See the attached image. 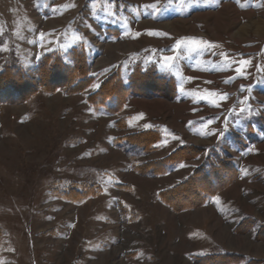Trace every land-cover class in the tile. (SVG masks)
I'll list each match as a JSON object with an SVG mask.
<instances>
[{"label": "rangeland", "instance_id": "rangeland-1", "mask_svg": "<svg viewBox=\"0 0 264 264\" xmlns=\"http://www.w3.org/2000/svg\"><path fill=\"white\" fill-rule=\"evenodd\" d=\"M75 34L84 42L73 44ZM78 47L94 85L118 69L128 83L140 67L175 79L178 97L135 96L108 113L87 100L98 88L35 83L0 103V264H203L212 254L264 264V0H0V71L21 67L35 81L45 55L71 65ZM152 129L162 136L154 151L118 141ZM186 144L206 151L167 174L143 173ZM214 149L237 180L194 209L160 199L216 162ZM72 188L96 193L71 199ZM245 218L255 226L242 228Z\"/></svg>", "mask_w": 264, "mask_h": 264}, {"label": "trees", "instance_id": "trees-1", "mask_svg": "<svg viewBox=\"0 0 264 264\" xmlns=\"http://www.w3.org/2000/svg\"><path fill=\"white\" fill-rule=\"evenodd\" d=\"M70 58L71 65L66 64L60 53L45 55L38 66L36 72L38 79L35 81L23 68L5 66L0 71V103L9 102L14 98L19 101L26 96V90L31 89L35 83L50 92L53 89H62L71 94L87 91L94 85L96 78L91 74V64L86 50L83 47L74 48ZM11 93L16 97H10ZM178 93L179 88L175 79L161 76L152 69L144 71L139 67L132 72L128 83L124 80L121 69L111 73L87 100L95 108L104 109L108 113H117L125 107L130 98L135 96H164L174 100L178 97ZM161 138V133L152 129L127 135L118 141L124 145H135L144 152H150L155 150V145ZM203 151H206V148L186 144L161 162H151L147 166H142L143 173L148 174L149 169H152L154 175L167 174L180 164L198 158ZM217 151L212 150L216 162L208 157L186 180L160 192V199L175 211L194 209L206 204L220 190L237 180L239 170L236 165L226 162ZM146 167L148 171H145ZM85 191L72 188L65 191L67 193L65 196L82 199L96 193L92 189ZM241 226L253 228L255 222L251 218H245ZM261 232H264V223L259 225L258 236ZM236 258L237 256L230 254H212L200 258L199 261L203 264H238L244 261H233ZM244 264L256 263L250 260Z\"/></svg>", "mask_w": 264, "mask_h": 264}, {"label": "snow or ice", "instance_id": "snow-or-ice-1", "mask_svg": "<svg viewBox=\"0 0 264 264\" xmlns=\"http://www.w3.org/2000/svg\"><path fill=\"white\" fill-rule=\"evenodd\" d=\"M74 6H75V5H73V7H74ZM153 7H154V5H153ZM148 34H149V35H167L166 33H158V32H152V31H149ZM39 39L41 40V42L44 40V33H43V32L40 33V35H39ZM185 39H189V40L191 41V43H192L195 47H200V46H204V45H206V46L209 47V48L214 47V45H212L211 42L206 41V40H203L202 38H195V37H192V38H185ZM77 42H81V43L84 42V38L82 37V35H80V34H75V35L73 36L72 43L75 44V43H77ZM181 43H182V41H177L176 49H179V48L181 47ZM41 46H43V44H42ZM69 46H70V45H63L62 47L67 48V47H69ZM0 50H7V49H6V48H3V49H0ZM163 59H164L165 61H172V60L175 59V57H173V56H166V57H164ZM237 63L240 64V65H244V64L249 63V61H247V60H240V61H238ZM236 71H237V72H241L242 69L238 67V68L236 69ZM188 79H189V80H193V79H195V78H194V77H189ZM225 82L227 83L228 81H225ZM207 83H211V81H208ZM99 86H100L99 84L93 85L94 88H99ZM183 91H184V89H183V84H181V92H183ZM205 91L207 92L208 90H205ZM215 94H216V93L209 92V95H215ZM201 99H204L205 101H207V96H202ZM219 99H220L221 102L226 101V99H227V94H226V93H224V94H220ZM215 106L218 107L219 104H217V105H215ZM240 111L243 112V111H245V109L241 108ZM140 118H143V114L140 115ZM190 123H194V122H190ZM211 123H213V120H208L207 124H211ZM207 124L205 125V127H207ZM144 127H145V128H149V127H151V125L145 124ZM225 130H226V127H225ZM210 134H216V133H210ZM218 135H219L220 137H223V136H224V131H219V132H218ZM177 139H179V138L177 137ZM166 144H167V141L164 142V145H165V146H166ZM179 167H180V168H183V167H185V165H184V164H180ZM165 174H166V173H165ZM218 199H219V198H217V200H218Z\"/></svg>", "mask_w": 264, "mask_h": 264}, {"label": "bare ground", "instance_id": "bare-ground-1", "mask_svg": "<svg viewBox=\"0 0 264 264\" xmlns=\"http://www.w3.org/2000/svg\"><path fill=\"white\" fill-rule=\"evenodd\" d=\"M255 26V25H254ZM257 28H259L257 25H256ZM260 29V28H259Z\"/></svg>", "mask_w": 264, "mask_h": 264}]
</instances>
